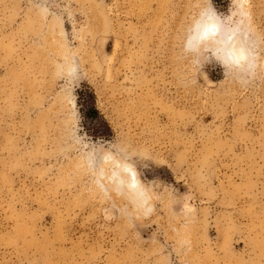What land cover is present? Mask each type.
Segmentation results:
<instances>
[{"label": "rangeland", "instance_id": "374dc122", "mask_svg": "<svg viewBox=\"0 0 264 264\" xmlns=\"http://www.w3.org/2000/svg\"><path fill=\"white\" fill-rule=\"evenodd\" d=\"M0 264H264V0H0Z\"/></svg>", "mask_w": 264, "mask_h": 264}, {"label": "bare ground", "instance_id": "6f19581e", "mask_svg": "<svg viewBox=\"0 0 264 264\" xmlns=\"http://www.w3.org/2000/svg\"><path fill=\"white\" fill-rule=\"evenodd\" d=\"M241 1H245V0H241ZM218 27H219L218 20L211 13H207L206 15H204L202 17V19L197 23V25L195 24V27H194L195 31L192 32V34L189 38L190 43H193L195 39L198 40V38L200 40L203 37L204 38L206 37V39H208V37L210 35L217 38V32L219 30ZM235 33H236V31H235ZM244 39H245V37H244ZM219 42H220V45L217 46L216 48L220 49L221 51H223L226 54V56L230 57L231 62L235 67H241L242 68L243 65L244 66L247 65V62H248L249 57H250V51L248 49L249 46L247 47V43L242 39L240 34L239 35L238 34L237 35H229L227 38H225ZM58 53H60V52H58ZM107 157H109V156H107ZM133 180L136 181L135 175L134 176L129 175L127 183H131Z\"/></svg>", "mask_w": 264, "mask_h": 264}, {"label": "trees", "instance_id": "16d2710c", "mask_svg": "<svg viewBox=\"0 0 264 264\" xmlns=\"http://www.w3.org/2000/svg\"><path fill=\"white\" fill-rule=\"evenodd\" d=\"M79 100L83 104H81V107L84 106V110L82 111L83 117L89 122L91 125V132L96 135H106L108 127L104 120L99 117L98 111L95 109L94 106V97L93 94L88 92L87 90H81L79 92Z\"/></svg>", "mask_w": 264, "mask_h": 264}, {"label": "clouds", "instance_id": "9594fccd", "mask_svg": "<svg viewBox=\"0 0 264 264\" xmlns=\"http://www.w3.org/2000/svg\"><path fill=\"white\" fill-rule=\"evenodd\" d=\"M186 50L190 51L191 49H188L186 46ZM112 156L114 157V153L112 154ZM130 174L132 176L135 175L134 165L126 163H117L116 170L113 172V179L118 186L128 188L129 190H139V183L135 180H133L131 183L125 182L124 177H127Z\"/></svg>", "mask_w": 264, "mask_h": 264}]
</instances>
